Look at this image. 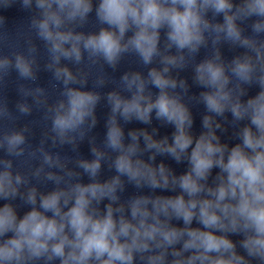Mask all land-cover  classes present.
I'll use <instances>...</instances> for the list:
<instances>
[{"label": "clouds", "instance_id": "obj_1", "mask_svg": "<svg viewBox=\"0 0 264 264\" xmlns=\"http://www.w3.org/2000/svg\"><path fill=\"white\" fill-rule=\"evenodd\" d=\"M17 5L30 14L29 38L23 50L0 53V82L13 70L37 79L39 41L45 69L63 87L48 105L45 89L18 85L46 109L38 147L28 143L27 125L0 126V264H264V0H0V10ZM93 12L96 30L78 31ZM6 23L0 14V29ZM222 44L234 52L230 60ZM202 48L208 53L197 62ZM125 55L147 75L125 72L103 97L82 90L87 73L61 63L86 58L89 67L116 69ZM190 66L198 96L179 77ZM106 82L101 65L94 87ZM102 98L110 111L98 145L89 133ZM193 100L205 108L199 134ZM16 109L32 111L26 99ZM17 119L0 100V122ZM153 119L171 126V137L157 138L156 127L125 132V124ZM225 124L235 143L217 134ZM85 138L92 159L45 148L51 140L76 151ZM158 156L186 167L178 173ZM33 160L39 166L23 171ZM104 165L114 174L102 179ZM32 179L54 187L41 191ZM129 186L135 191L125 195Z\"/></svg>", "mask_w": 264, "mask_h": 264}]
</instances>
